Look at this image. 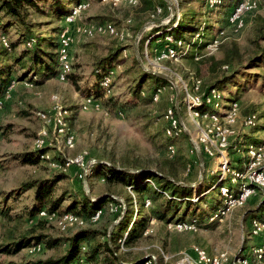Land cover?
<instances>
[{"label":"rangeland","instance_id":"1","mask_svg":"<svg viewBox=\"0 0 264 264\" xmlns=\"http://www.w3.org/2000/svg\"><path fill=\"white\" fill-rule=\"evenodd\" d=\"M55 1L47 0L40 3L39 9L27 7L25 11L34 34L50 40L55 46L58 40L59 67L56 47L46 50L48 55H43L46 62L43 67L33 64L29 57L19 59L24 50L23 27L8 28L6 38L9 48L3 47L0 41V54L6 53L5 49H10L12 43V50L4 56L6 62L3 66L12 68L15 78L25 72H35L42 80L37 87L28 83H13L8 88L4 103L1 102L0 193L18 189L26 181L47 179L65 172L69 179L58 185V192L68 184L75 190L85 191L92 198L111 194L125 206L123 210L127 208L125 199L131 196L134 210L150 217L153 205L149 207L146 204V208L145 200L137 196L131 187L126 189L124 185L105 182L101 173L94 172L92 175L91 168L96 162L86 169L85 182L78 179L79 167L100 159L120 168L137 172L150 170L177 182L195 185L191 187L197 190L198 195L201 194L196 200L208 194L196 206L182 204L179 218L185 215L186 208V217L190 219L193 214L199 215L202 209L220 207L222 202L219 189L213 190L212 187L221 185L227 179L236 182L237 173L232 172L233 167L239 158L245 157L240 152L234 153L235 149L230 155L227 148L239 137L247 136L251 141L264 140V65L258 68H252L251 65L256 54L264 53V41L255 43L256 30L264 19V0H240L229 18L233 15L236 17L235 20H229L230 25L227 14L238 0L228 3L226 8H213L212 4L209 7L206 0H151L153 6H167L171 3L175 9L169 18L167 16L160 20L158 18L163 14V9L158 8L153 14L143 0H82L81 5L77 6H80V12L72 25L66 21L68 16H60L56 10L68 12L78 0H60L58 7L53 5ZM240 6L242 11L238 12ZM77 7H72L71 13ZM179 12L189 27L184 34L187 38L193 39L194 32L203 25L209 28L200 47L189 49L188 54L181 57L180 50L170 45L173 39L169 36L165 38L166 44L160 41L157 46H149L147 43L142 47V38L155 28L171 23ZM0 19L4 24L7 23L4 14H1ZM109 27L114 28L115 32L111 33L107 29ZM220 28L225 29V35L222 36L224 32L217 34L215 40L206 47ZM137 29L139 32L135 35ZM8 42L3 41L7 46ZM118 47L127 51L122 56L123 66L117 68L113 76L112 91L102 97V103L87 98L83 100L88 94L100 92L95 71L100 61ZM63 50H66L65 54ZM64 62L70 64V70L65 74L62 70ZM141 66L165 75L173 84L172 88L158 90L150 104L132 95L141 75ZM62 74L67 75L65 79L60 77ZM234 74L236 78L227 89L223 92L214 90L210 95L205 94L207 89L201 88L197 80L202 79L206 86H210ZM150 84L147 82L144 88L148 89ZM223 94L227 97L226 109L219 114L208 112L206 114L214 115L199 116L190 110L191 104L197 100L205 103V106L218 108ZM110 98L127 104L126 111H114L108 104ZM236 99H239L238 102L231 104ZM104 104L111 111L105 109ZM172 106L177 108L178 116L170 109ZM217 115L222 118H216ZM59 119H63L65 124L63 135L59 133ZM259 123L260 130H252V126ZM170 125L174 130L178 129L176 132L187 134L173 146L178 151L176 157L171 147L167 148L170 141L166 134L170 136ZM65 136L71 143L66 144ZM223 143L226 145L224 149L220 146ZM45 147L51 152L44 158L51 159L54 156L66 160L67 165L63 168L53 166V162L45 163L43 158L39 165H24L15 160V155ZM250 147L256 151L255 146ZM200 154L206 158H203L202 163L199 160ZM260 155V158L249 155L254 160L250 167H258L257 173L264 172V151ZM246 166L245 161L243 172ZM202 171L201 183L197 184ZM202 185L204 192L201 193ZM241 192L237 198L229 200H238ZM261 192L256 190L250 193L244 202L235 207H228L230 201H226L224 208L211 218V221L219 222L201 229L194 223L167 225L151 219L145 235L130 246L125 245V250L120 251V254L126 261L153 257L156 264H190L194 260L197 264H264V259L259 260L255 253L259 248L264 250V228L259 223L244 222L245 212L254 208L261 199L264 200ZM222 193L227 196L228 189L223 187ZM33 198V192H27L15 202H9V215L0 216V245L28 233L36 235L43 232L55 238L69 236L88 223H98L103 215V211L99 210L102 214L97 213L100 216L97 221L93 220L97 214L89 221L76 215L70 223L57 217L41 215L31 220L30 208L27 207L33 204ZM117 210V206L110 205L105 213L107 218L97 224V229L110 222L109 211L113 213ZM41 218L51 224L42 222ZM121 245H124V240ZM33 248H26L15 256L0 254V264L58 257L65 250L62 246L49 249L42 245L39 251H32ZM200 253L205 258H201Z\"/></svg>","mask_w":264,"mask_h":264},{"label":"trees","instance_id":"2","mask_svg":"<svg viewBox=\"0 0 264 264\" xmlns=\"http://www.w3.org/2000/svg\"><path fill=\"white\" fill-rule=\"evenodd\" d=\"M45 1L47 0H0V16L1 14H4V19L7 20V23L4 24L3 20L0 19V32L3 30V32L0 33V41L3 47L9 48L10 45L8 39L6 38V31L8 30V28H11L13 26L23 27L25 29V33L22 37L24 41V50L20 54L19 59L23 60L29 57L30 61L33 64H36V66L37 64H39L43 67L46 63L43 55H48L46 50L56 47V58L59 67V60L57 55L59 49L58 40L55 46L50 40L34 34L32 32V26L27 21L28 14L25 9H27V7L39 9L40 3H43ZM80 1L82 0H78L72 7L78 6L80 4ZM60 2V0H56L53 5L58 7ZM143 2L151 9L150 11H152L153 14L157 11L158 8L163 9V14L158 18L159 20L167 16H171L168 4H166L167 6H165V4L161 6H153V2L151 0H143ZM206 2L209 7H211L212 4L213 8H226L227 6H229V4L233 3V0H206ZM239 2L240 0L234 2L232 4V7H234L227 14L228 25H230L228 19L230 18L231 14L234 13L233 11H235L234 9ZM72 7L68 12L57 9L56 13L60 16L64 15V17H66L71 13ZM188 28V25L184 23L183 15L179 12V15L176 14L171 23L166 26L155 28L151 33L148 34V36L142 38L141 45L143 48L147 43L149 46H152L153 44L154 46H157L160 41L166 44L165 38L166 36H169L173 39L170 45L180 50L181 57H185L188 54L189 49L200 47V45H202L205 38V32L209 30V28H206L205 25H203L194 32V38L189 39L184 35ZM62 30L63 28L60 30V32ZM224 30L225 29L220 28V30H218V32L207 42L205 46L208 47V45L211 44L213 40H215L217 34L224 32ZM138 32L139 29L135 30V35ZM224 35L225 32L222 36ZM4 40L8 42V46L4 45ZM261 41H264V19L262 20L261 25H259V27L257 28L255 37V43H260ZM12 47L13 46L11 43V48L5 49L6 53L10 52L12 50ZM260 50L263 51V49ZM126 51L127 49H124L122 47L112 49L109 54L100 61V63L98 64V68L95 71V74H97L99 85L98 89L100 92L97 94H88L84 97L83 100L87 98L93 100L94 102L100 103L102 97L112 91L114 84L113 76L115 75L116 69L123 66L124 60H122V56ZM142 52H144V49H142ZM6 53L0 54V101L3 103L4 99L8 95V88L13 85V83H28L33 85L34 87H37L42 81L41 78H38L39 76L35 72H25L18 78H15L12 68L10 69L3 66V63L6 62V60L4 59ZM251 65L252 68L263 66L264 53L262 52L260 54H256L255 57L251 60ZM141 68V75L137 79L132 91V95L134 96V98L143 100L144 103L150 104L153 103L154 97L158 90L173 87V84L167 78L156 75L144 69L142 66ZM66 76L67 75L63 76V79H65ZM235 76L236 74L226 76L221 80H217L210 86H206L202 79L197 80L200 81L201 88L204 87V89H207L205 94L210 95L214 90H220L223 92V90L227 89L234 82L236 78ZM147 82H150L151 84L149 85L148 89H145L144 87ZM74 84L77 85V82H74ZM106 85L108 87H106ZM142 95L144 96L143 99ZM226 99L227 97L223 94L221 96V101L218 104V108H214V106H204L202 108L203 110L201 109L200 112L203 114H206L208 112H215L216 114H219L226 109ZM238 100H234V102L231 104H235L236 102H238ZM112 101H114L113 104L111 103ZM108 104L112 106V109L114 111H118L119 113L126 111L127 108V104L120 103L119 101L115 102V100L112 98H110ZM104 106L105 109L107 108L108 111H111V109H109L105 104ZM170 106L166 108L165 113ZM170 109H173L174 111H172L173 113H175V116H178L176 115L177 108L175 106H172ZM252 127V130H257L258 132V130H260L261 128V125L259 123L255 124ZM169 130L170 136H167L166 134V138L170 141V143L167 145V148L170 146L172 153H176V155L174 156L176 157L178 155V151L176 152L173 146H175L174 144L177 140L185 137L187 134L184 132H176L178 129L174 130L172 125H170ZM253 136L255 137V135H252L251 137ZM247 144H249V146L246 148L245 146ZM263 145L264 140L259 141L254 139V141H251L247 136H244V138L239 137L232 146H229L227 148V150H230V155H232L231 151L235 149L236 151L234 153L240 152L245 156H243L244 158L241 157L236 161V164L233 167L234 171L237 170V173H244L247 170L246 169L243 172L245 161L247 162V165L250 161L249 157L247 156V153H249L250 151L249 147H260ZM50 152L51 150L47 147L42 149H35L31 152H25L15 155V160L22 162L24 165H39L42 163V157L50 154ZM203 158L204 160L206 159L205 156H203ZM44 161L45 163H56L60 165L61 168L67 165L66 160H60V158L54 156H51V159L45 158ZM95 161L96 164H94L91 168L92 175L94 174V172L101 173L103 179H105V182H108L110 184L124 185L126 189L128 187H131L133 189V192L136 193L137 196L145 200V207L147 201H149V207L153 205V208L150 211V217H145L144 215L140 214V212L134 210V200L130 195L129 199H125L127 208L126 210H123L125 206L122 205V203L119 202V200H117L111 194H104L99 198H92L91 196L90 198L85 191L75 190L72 187L67 186L68 184L66 186H62L58 192V185L69 179L65 172H59L53 177L47 179L41 178L26 181L22 183V185L18 189L0 193L1 217H6L7 215H9L7 214V212L8 210H11L9 208L10 201L15 202L27 192H33L34 195L33 204L27 207V209L30 208L29 217L31 218V220L37 215L39 217V214L42 210H46V213L49 216L52 214L60 216L62 213H73L75 214L74 217L77 215L87 219L88 221L95 214H102V212L99 210L103 211V215L98 223H88L87 226L76 229L69 236H61L55 238L48 234H44L43 232H40L36 235L28 233L21 235L17 239H13L9 243L0 245V254H6L9 256L18 255L24 249L37 244H42L49 249H54L59 246L65 248L63 254L58 257L47 259H31L28 262H10L8 264H80L82 261L88 264H156L153 257H139L131 261H126L120 254V251L122 252L125 250V245L130 246L134 242L141 239L143 237V234L145 235L150 226L151 219H155L167 225L180 224L185 222L194 223L199 229H201V227L219 222L218 220L211 221V218L224 208L226 201H228L230 198H237L243 186L247 185L250 187H254L251 186L249 182L243 184L241 181L233 182L231 179H227L221 185L218 184L216 187H212L214 188L213 190H216L217 188L219 189V195L222 202L220 207H218L217 209L212 208L211 210L202 209V212L199 215L193 214L190 219H187L186 217V208L185 215L179 218L178 215L182 210V204L188 203L196 206L198 203H202V201L207 198L208 194L205 196V198L196 200L201 196V194L198 195L199 193H197V190L195 188L188 185L178 184L175 182L176 180L173 181L169 179L170 177L164 176L161 173L156 174L154 171L150 170L140 172H126L120 170L126 168L118 167L120 168L118 169L116 168L117 166L115 164H109L108 162H104L100 159H96ZM196 161L198 160H195V162ZM217 177L219 183V176ZM223 187L228 189V196L223 195ZM254 188L255 191L259 190L256 187ZM200 192H204L203 185L201 186ZM2 198L5 200H1ZM67 202H69V204L64 207ZM110 205L117 206L118 210L113 213L109 211L108 216L110 217V222L107 225H104L101 228L97 229V224H99L104 218H107V214L105 213L109 210ZM41 221L51 224L45 218H41ZM256 221L264 222L263 199H261V201H259L254 206V208L249 209L245 212L244 222L250 224L253 222L254 224V222ZM122 240H124L123 246L121 245ZM239 256L242 257V254H240ZM31 258H35V256H31ZM161 260H163V258H161ZM251 263L254 264V262Z\"/></svg>","mask_w":264,"mask_h":264},{"label":"bare ground","instance_id":"3","mask_svg":"<svg viewBox=\"0 0 264 264\" xmlns=\"http://www.w3.org/2000/svg\"><path fill=\"white\" fill-rule=\"evenodd\" d=\"M81 5V4H80ZM77 7V6H76ZM80 7V6H79ZM79 7H77L76 9H74L73 11H72V13L71 14H69L68 15V17L66 18V21L68 22V23H71L72 21H73V17L75 16H77L78 14H79V12H80V8ZM244 10V9H243ZM240 11H242V7L240 6V8L238 9V12H240ZM105 25V24H104ZM100 26V25H99ZM98 26V27H99ZM106 26V25H105ZM105 26H104V28H105ZM100 29H103L102 27H100ZM107 29H109V31L111 32V33H114L115 32V30H114V28H111V27H109V28H107ZM114 35V34H113ZM62 53L63 54H65L66 53V50H63L62 51ZM62 70L64 71V74L67 72V71H69L70 70V64H68V62H64V65H63V68H62ZM64 74H62V76H60L62 79H63V76H64ZM171 82V81H170ZM211 93H214V91H212ZM90 100V99H89ZM0 105H2V103H1V101H0ZM205 106V103H201L199 100H197V101H195L193 104H191V106H190V110L192 111V112H194L195 114H197V115H199V116H209V117H212L214 114H211V115H208V114H203V113H201L199 110L200 109H202L203 107ZM216 118H222L221 116H219V115H217V116H215ZM57 122H58V127H59V133L61 134V135H63V133H64V131H65V124H64V121H63V119H59V120H57ZM65 141H66V144H68V143H71V140L69 139V138H67V136H65ZM70 145V144H69ZM223 149L226 147V145H225V143H223V144H221L220 145ZM227 146H228V144H227ZM252 148L253 147H250L249 149H250V151H249V153H248V157H249V155H251V154H253V156L254 157H257V158H260L261 157V155H260V153H262V151H264V145L263 146H260V147H256L255 146V148H256V151H253L252 150ZM201 155V154H200ZM43 159H45L44 157H42ZM249 163H248V165H247V170L244 172V173H237V172H235V171H232L233 173H237L236 174V176H235V181H241L242 183H243V179L245 178V176L246 175H248V173H250V169H252L251 167H250V165L253 163V159L252 158H249ZM78 162H80L79 160H78ZM53 166H57V167H60L61 168V166L60 165H58V164H56V163H53L52 164ZM224 165L226 166V162H224ZM52 166V167H53ZM86 181H87V179H86ZM251 181L252 182H249L250 184H251V186H254V187H256V188H258L259 190H261L262 192V194H263V196H264V172H261V173H257V172H255V173H253V174H251ZM254 187H248L247 188V185H245V186H243V188L241 189V197L238 199V200H229L230 202H229V204H227L228 205V207H235V206H237L238 204H241L242 202H244L246 199H247V197H248V195L250 194V193H254L255 192V188ZM228 196V195H227ZM232 199V198H231ZM147 204L149 205V201H147ZM39 215H41V217H48V218H53V217H57V218H59L60 220H65V222H67V223H70V222H72V221H74L75 220V217H74V215L73 214H71V213H67V214H61L60 216H58V215H56V214H52V215H47V213H46V211H41L40 212V214ZM100 216H99V214H97L95 217H93V220L94 221H97L98 220V218H99ZM257 224V223H259V225L260 226H262L263 228H264V222H260V221H256V222H254V224ZM183 226H185L184 224H183ZM255 229L256 230H258V227H255ZM32 247H34L33 248V250L32 251H39V249H40V247H42V245L41 244H37V246L36 245H33V246H31L30 248H32ZM38 247V248H37ZM38 249V250H37ZM256 257L259 259V260H263L264 259V250L263 249H257L256 250ZM199 254V253H198ZM200 257L201 258H205V256L202 254V253H200ZM188 260V259H187ZM80 264H87L86 262H84V261H82ZM190 264H197L196 263V261L194 260L193 262H191ZM212 264H218L217 262H214V263H212Z\"/></svg>","mask_w":264,"mask_h":264},{"label":"built area","instance_id":"4","mask_svg":"<svg viewBox=\"0 0 264 264\" xmlns=\"http://www.w3.org/2000/svg\"><path fill=\"white\" fill-rule=\"evenodd\" d=\"M169 6H170V14L172 15V7H171V5H169ZM168 18H169V17H168ZM235 19H236V17H234V15H233V16L231 17V19H228V20H235ZM73 22H75V16L73 17ZM73 22H71L70 25H72ZM70 36H71V33H70ZM67 51H68V48H67ZM61 76H62V75H61ZM94 162H96V161H95V160H92L91 163H86V164H84L82 167H79V168H78V176H77V177H78L79 180L85 182V171H86V169L89 168L90 165L93 164ZM257 169H258V167H255L254 169H250V173H248V175H246L245 178L243 179V184H244V183H247V182H252V181H251V174L257 172ZM199 259H200V257H199Z\"/></svg>","mask_w":264,"mask_h":264},{"label":"water","instance_id":"5","mask_svg":"<svg viewBox=\"0 0 264 264\" xmlns=\"http://www.w3.org/2000/svg\"><path fill=\"white\" fill-rule=\"evenodd\" d=\"M169 4H170L171 7H172V15H173L175 9H174V7H173V5H172L171 3H169ZM141 33H143V31H142ZM137 56H138V58H140L138 52H137ZM145 69H146V68H145ZM146 70H148V69H146ZM148 71H150V72H152V73H154V74H156V75H159V76H161V77L167 78L169 81H172V80H170L168 77H166L165 75H163V74H161V73H157V72H154V71H151V70H148ZM199 160H200L201 163L203 162V157H202V155H199ZM116 168H118V167H116ZM118 169H120V168H118ZM120 170H123V171H126V172H134L133 170H130V169H120ZM202 177H203V171L201 172V175H200V178H199V181L197 182V184L201 183ZM169 179L175 181V180L172 179V178H169ZM175 182L178 183V184H181V185H187V184L180 183V182H177V181H175ZM188 186H195V185H189V184H188ZM86 188H87V190H88V184H87V181H86ZM88 196L91 198V196H90L89 194H88ZM112 229H113V228H112Z\"/></svg>","mask_w":264,"mask_h":264}]
</instances>
